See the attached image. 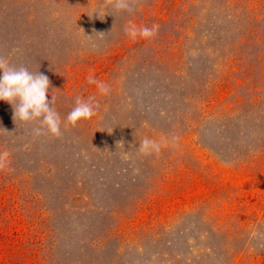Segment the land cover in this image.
<instances>
[{"label":"rangeland","instance_id":"1","mask_svg":"<svg viewBox=\"0 0 264 264\" xmlns=\"http://www.w3.org/2000/svg\"><path fill=\"white\" fill-rule=\"evenodd\" d=\"M0 58L62 121L0 101V264H264V0H0Z\"/></svg>","mask_w":264,"mask_h":264},{"label":"clouds","instance_id":"2","mask_svg":"<svg viewBox=\"0 0 264 264\" xmlns=\"http://www.w3.org/2000/svg\"><path fill=\"white\" fill-rule=\"evenodd\" d=\"M112 8L118 12L131 11V0H110ZM107 8L99 6L91 10V15L100 18L102 14L106 16ZM129 39L136 40L143 38L151 40L158 31V26L152 27L129 24L124 29ZM89 84H95L99 92L108 95L109 87L103 82L97 81L94 76L87 77ZM50 82L47 76L38 72H32L26 67L12 66L7 60L0 58V101L7 102L13 108L14 122L19 120L27 124L39 121L40 127L34 129L36 135H40L42 130L52 137L61 135V117L47 100ZM92 98L83 100L76 98L75 107L70 111L63 127H76L79 122L90 120L95 115V108ZM161 145L150 138H143L139 143L138 152L149 155L159 153ZM4 166L3 158H0V167Z\"/></svg>","mask_w":264,"mask_h":264}]
</instances>
